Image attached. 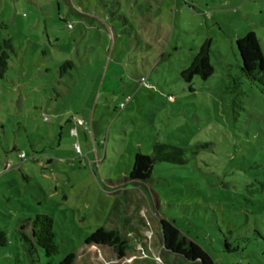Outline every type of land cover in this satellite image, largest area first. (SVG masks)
<instances>
[{
	"label": "rangeland",
	"instance_id": "obj_1",
	"mask_svg": "<svg viewBox=\"0 0 264 264\" xmlns=\"http://www.w3.org/2000/svg\"><path fill=\"white\" fill-rule=\"evenodd\" d=\"M248 33L264 61V0H0V48L14 49L0 79V264L41 214L52 264H191L163 248L161 218L214 264H264V92L233 44ZM206 40L212 73L185 83ZM154 142L195 155L155 165L144 194L124 179ZM99 227L118 233L123 258L85 245Z\"/></svg>",
	"mask_w": 264,
	"mask_h": 264
},
{
	"label": "trees",
	"instance_id": "obj_2",
	"mask_svg": "<svg viewBox=\"0 0 264 264\" xmlns=\"http://www.w3.org/2000/svg\"><path fill=\"white\" fill-rule=\"evenodd\" d=\"M238 57L239 71L246 80L256 84L264 92V61L261 52L252 33L238 37L233 42ZM14 54L13 45L9 39L2 40L0 48V79L8 69V61ZM72 67L70 62H64L58 69L63 74L65 68ZM212 73L209 64V41L206 40L199 47L189 66L180 71V77L190 84L194 76L206 80ZM228 81L223 91V100H228L227 105H234V100L229 95L235 93L239 82L237 78L227 75ZM191 90V88H190ZM195 155L194 149L181 148L169 143L154 142L151 153L146 155L136 153L133 157L131 169L124 179L129 187L140 189L147 193L148 184L151 181L154 166L157 164L186 165L191 156ZM163 248L169 253L179 256L191 264H214L209 254L196 242L181 233L168 220L161 218L159 221ZM6 237L0 231V247L5 246ZM85 245L111 251L117 259L123 258L126 253V245L117 232L105 231L99 227L85 239ZM231 251L230 248H226ZM52 264L49 259L58 254V246L54 241L53 219L41 214L33 218L22 220L15 232L14 264H41V255ZM76 257L69 253L56 264H76Z\"/></svg>",
	"mask_w": 264,
	"mask_h": 264
},
{
	"label": "built area",
	"instance_id": "obj_3",
	"mask_svg": "<svg viewBox=\"0 0 264 264\" xmlns=\"http://www.w3.org/2000/svg\"><path fill=\"white\" fill-rule=\"evenodd\" d=\"M140 85L149 88V86H148V85L146 84V82H145V78H140ZM167 99H168V100H172V98H171L170 96H168ZM128 101H129V98H127V99L125 100V103L128 102ZM81 123H82V122H78V124H81ZM75 149L77 150V146H75ZM19 157H20V158H23L24 155H23V154H20Z\"/></svg>",
	"mask_w": 264,
	"mask_h": 264
}]
</instances>
